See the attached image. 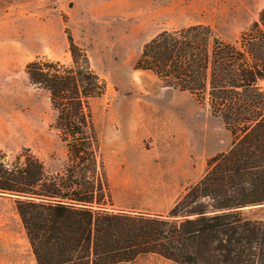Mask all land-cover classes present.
Wrapping results in <instances>:
<instances>
[{"label":"trees","instance_id":"obj_1","mask_svg":"<svg viewBox=\"0 0 264 264\" xmlns=\"http://www.w3.org/2000/svg\"><path fill=\"white\" fill-rule=\"evenodd\" d=\"M264 26V21H260ZM256 29V34H255ZM72 64L37 58L29 82L49 94L67 148L64 170L37 157L16 164L0 152V196H15L38 264H119L156 254L176 264H264V220L241 210L264 205V30L240 43L210 26L165 31L145 44L135 68L188 92L221 116L234 141L175 204L170 219L108 209V183L90 101L105 84L69 36ZM210 202L209 208L200 201ZM212 211L219 213L209 214ZM196 215L181 223L173 217Z\"/></svg>","mask_w":264,"mask_h":264},{"label":"rangeland","instance_id":"obj_2","mask_svg":"<svg viewBox=\"0 0 264 264\" xmlns=\"http://www.w3.org/2000/svg\"><path fill=\"white\" fill-rule=\"evenodd\" d=\"M260 21L264 0H0V152L10 164L33 155L49 174L64 170L67 148L54 128L57 113L49 94L31 85L26 67L37 58L71 65V36L105 84L90 107L108 209L170 219L175 204L207 173L209 160L228 152L234 137L208 103L135 65L145 44L162 32L206 25L224 41L240 43L256 22L264 30ZM17 199L0 197V227L15 232L25 230ZM200 202L209 208V201ZM241 212L264 220V205ZM9 251L0 243V264L12 261ZM119 264L176 263L146 254Z\"/></svg>","mask_w":264,"mask_h":264},{"label":"crops","instance_id":"obj_3","mask_svg":"<svg viewBox=\"0 0 264 264\" xmlns=\"http://www.w3.org/2000/svg\"><path fill=\"white\" fill-rule=\"evenodd\" d=\"M20 220L23 229H25L21 217ZM24 231L18 230V232H15L9 226L0 227V243L10 250L8 256L12 261L8 264H38L26 230Z\"/></svg>","mask_w":264,"mask_h":264},{"label":"water","instance_id":"obj_4","mask_svg":"<svg viewBox=\"0 0 264 264\" xmlns=\"http://www.w3.org/2000/svg\"><path fill=\"white\" fill-rule=\"evenodd\" d=\"M219 213V212H218Z\"/></svg>","mask_w":264,"mask_h":264}]
</instances>
